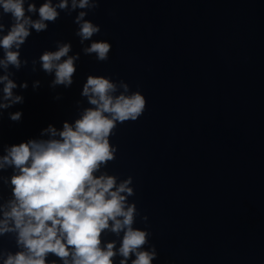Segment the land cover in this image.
<instances>
[{"label": "water", "instance_id": "obj_1", "mask_svg": "<svg viewBox=\"0 0 264 264\" xmlns=\"http://www.w3.org/2000/svg\"><path fill=\"white\" fill-rule=\"evenodd\" d=\"M33 2L38 8L43 0ZM79 11H61L22 45L28 65L9 70L28 88L14 90L24 102L0 115V156L7 146L48 139L41 133L49 125L74 123L90 106L81 96L88 75L123 80L147 105L136 121L117 124L115 159L101 172L118 183L132 177L133 226L150 233L142 250L155 246L152 264H264V0H100L85 18L101 28L92 40L112 45L107 61L82 52L91 41L81 45L75 35ZM0 22L6 34L10 14ZM57 41L80 53L69 88L49 87L54 74L39 62L32 71V60ZM16 111L22 117L13 122ZM12 174L0 171V205L12 199ZM122 236L105 231L102 246L115 241L118 250ZM21 250L15 233L0 235V264ZM53 261L62 264L49 254Z\"/></svg>", "mask_w": 264, "mask_h": 264}, {"label": "clouds", "instance_id": "obj_2", "mask_svg": "<svg viewBox=\"0 0 264 264\" xmlns=\"http://www.w3.org/2000/svg\"><path fill=\"white\" fill-rule=\"evenodd\" d=\"M99 3L100 0H43L37 8L33 0H0V18L10 14L12 19L6 34V26L0 22V115L24 102L23 95L14 90H26L28 83L18 85L13 79L15 73L9 70L19 71L28 65L27 59H21L22 45L32 30L46 31L49 23L59 19L61 11L70 15L81 9L74 19L78 26L75 35L81 45L91 41L82 52L95 54L98 61L109 59L112 45L105 40H92L101 28L85 18V9L95 10ZM29 14H38V18ZM71 52L70 42L57 41L56 50H45L38 61L32 60V71L36 72L39 62L45 74H54L49 87L69 88L80 59L79 52L70 55ZM40 83L34 81L33 89L39 88ZM81 96L90 106L82 109L74 123L65 121L60 130L49 125L41 133L47 134L48 139L7 146L6 154L0 156V171L13 169L12 199L0 205V235L15 233L17 246L22 248L15 254L8 253L3 264H48L49 254L58 257L62 264H113L117 255L122 257L119 264H128L132 256L135 259L131 264H152L157 258L154 245L142 250L149 243L150 233L133 226L137 208L128 200L135 194L130 186L132 177L118 183L115 175L101 172L115 159L117 147L110 143V137L117 124L136 121L146 109V98L140 91L130 92L123 80L117 83L91 74L82 86ZM21 117V111L9 113L13 122ZM105 231L117 236L123 233L118 250L115 241L102 246Z\"/></svg>", "mask_w": 264, "mask_h": 264}]
</instances>
